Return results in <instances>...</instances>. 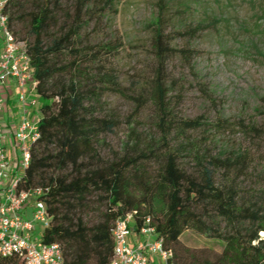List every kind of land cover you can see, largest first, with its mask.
Here are the masks:
<instances>
[{
    "label": "trees",
    "instance_id": "obj_1",
    "mask_svg": "<svg viewBox=\"0 0 264 264\" xmlns=\"http://www.w3.org/2000/svg\"><path fill=\"white\" fill-rule=\"evenodd\" d=\"M123 1L99 0L104 12H118L116 6ZM30 2L34 9L26 12ZM160 2L153 22L156 70L148 89L136 98L145 102L144 107L152 108L158 120L159 143L146 146L138 156L106 161L94 156L95 150L101 135L112 132L115 124L96 118L92 109L104 91L96 87L97 70L106 68L108 54H114L115 48L89 57L92 54L76 44L86 12L97 4H81L77 13L82 17L81 25L74 24L47 41L45 35L53 19L51 0H9L6 14L17 41L15 24L29 18L33 41L25 42L26 50L37 83L36 95L42 100L39 139L30 148V163L19 189L43 191L40 200L47 206L50 225L42 231L41 242L58 244L65 264H111L115 250L112 229L117 220L134 212L135 232L139 233L145 219L150 218L157 240L172 252L173 264H264V239L260 236L264 232V209L244 201L236 179L225 185L216 181L218 171L224 170L229 176L230 172L246 171L242 166L245 158L217 157L202 163L196 156L202 164L197 175L180 164L181 151L201 153L199 142H194L190 133L211 138V127L228 126L224 120L211 125L204 116L176 117L169 62L181 55L190 62L192 54L173 45L174 35L168 33L171 26L164 18L166 0ZM100 54L106 55L101 58ZM101 75L110 77L106 72ZM152 165H156L154 170ZM147 175L153 176L152 180L144 182ZM190 229L222 241V252L211 260L189 257L181 237ZM0 264H25V260L2 258Z\"/></svg>",
    "mask_w": 264,
    "mask_h": 264
},
{
    "label": "rangeland",
    "instance_id": "obj_2",
    "mask_svg": "<svg viewBox=\"0 0 264 264\" xmlns=\"http://www.w3.org/2000/svg\"><path fill=\"white\" fill-rule=\"evenodd\" d=\"M94 3L96 8L86 12L76 44L92 54L89 57L111 46L115 48L114 54H108L106 68L97 70L96 87L104 91L92 109L96 118L112 121L115 128L101 135L94 156L106 161L138 156L146 146L157 145L160 140L152 108L144 107L145 102L136 98L148 89L156 70L153 22L162 3L124 0L116 6L118 12H104L99 0H51L53 19L46 40L74 24L81 25L79 7ZM26 8L29 12L34 5L30 2ZM164 18L171 26L168 33L174 35L173 45L192 54L190 62L182 55L169 62L176 117L204 116L211 125L224 120L228 126L211 127V138L190 133V138L199 142L201 153L181 151L180 164L197 175L202 164L196 156L202 158V163L210 158L243 156L246 171L230 172L232 176L218 171L216 181L225 185L236 179L244 201L248 205L258 203L264 209V0H166ZM15 30L18 42L26 45L33 41L28 16L15 24ZM103 72L110 77L101 75ZM151 167L154 170L156 165ZM152 177L147 175L144 182ZM139 189L144 192L142 186ZM260 236L264 239V232ZM181 245L196 260H211L224 247L222 241L191 229L181 237Z\"/></svg>",
    "mask_w": 264,
    "mask_h": 264
},
{
    "label": "built area",
    "instance_id": "obj_3",
    "mask_svg": "<svg viewBox=\"0 0 264 264\" xmlns=\"http://www.w3.org/2000/svg\"><path fill=\"white\" fill-rule=\"evenodd\" d=\"M8 3L9 0H0V259L19 257L24 258L25 264H65L63 250L58 244L41 242L42 231L50 225L47 206L40 200L43 191L19 189L21 176L30 163V148L39 139L41 102L35 97L37 83L33 79L26 45L18 42L9 29ZM10 79L18 84V99L23 108L16 132L21 156H18L19 169L14 175L4 149L6 136L2 123L6 104L2 90ZM30 107L36 110L34 119L29 116ZM29 210L30 217L27 216ZM135 214L120 218L112 229L115 250L111 264H152L153 256L160 264H173V254L164 249L162 240H157L150 218L145 219L139 233L135 232ZM137 235L140 241L130 244L129 240Z\"/></svg>",
    "mask_w": 264,
    "mask_h": 264
},
{
    "label": "crops",
    "instance_id": "obj_4",
    "mask_svg": "<svg viewBox=\"0 0 264 264\" xmlns=\"http://www.w3.org/2000/svg\"><path fill=\"white\" fill-rule=\"evenodd\" d=\"M3 96L6 99L5 111L2 114V123L5 131V142L4 149L6 156L10 159L12 175L16 174L19 169L18 156H21L19 149L16 145V132L20 124L21 118L23 116V108L19 102V87L15 79H10L8 86L2 90ZM31 98H34L31 96ZM36 110L34 108H29V116L31 118H36ZM11 175V178H12ZM31 211L28 212V217H30ZM140 241L139 236H134L129 240L130 244H135ZM152 264H160L157 257H152Z\"/></svg>",
    "mask_w": 264,
    "mask_h": 264
}]
</instances>
